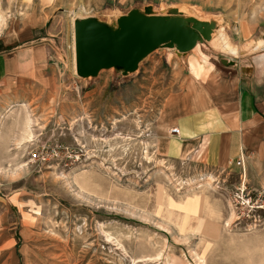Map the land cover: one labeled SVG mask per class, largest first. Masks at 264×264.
<instances>
[{
    "label": "rangeland",
    "instance_id": "obj_1",
    "mask_svg": "<svg viewBox=\"0 0 264 264\" xmlns=\"http://www.w3.org/2000/svg\"><path fill=\"white\" fill-rule=\"evenodd\" d=\"M147 8L216 29L79 78L73 22ZM0 39L46 54L0 85V264H264L263 158L219 164L208 138L222 61L264 53V0H0Z\"/></svg>",
    "mask_w": 264,
    "mask_h": 264
},
{
    "label": "water",
    "instance_id": "obj_2",
    "mask_svg": "<svg viewBox=\"0 0 264 264\" xmlns=\"http://www.w3.org/2000/svg\"><path fill=\"white\" fill-rule=\"evenodd\" d=\"M215 24L184 17L178 9L167 16L131 11L111 27L96 18L74 22L75 65L79 78H96L101 71L115 69L124 76L135 73L140 63L159 48L176 49L180 54L209 42ZM225 63V61H223Z\"/></svg>",
    "mask_w": 264,
    "mask_h": 264
},
{
    "label": "crops",
    "instance_id": "obj_3",
    "mask_svg": "<svg viewBox=\"0 0 264 264\" xmlns=\"http://www.w3.org/2000/svg\"><path fill=\"white\" fill-rule=\"evenodd\" d=\"M36 56L39 58L35 59ZM45 56L43 47L17 46L0 39V85L7 82L11 75H17L23 67L30 66L29 58L36 65ZM222 66L225 67L224 72L230 73L231 81L230 85L226 84V80L222 84L221 96L215 107L219 120L208 137L217 162L229 163L234 158L238 161L244 153L242 147L245 144L248 149L261 154L264 161V53L250 54L225 63L222 61ZM224 115H232V121L224 120ZM181 146H171V151L178 153Z\"/></svg>",
    "mask_w": 264,
    "mask_h": 264
},
{
    "label": "bare ground",
    "instance_id": "obj_4",
    "mask_svg": "<svg viewBox=\"0 0 264 264\" xmlns=\"http://www.w3.org/2000/svg\"><path fill=\"white\" fill-rule=\"evenodd\" d=\"M74 23V22H73ZM198 47V45H197ZM196 47V48H197ZM72 53H73V68H74V71L76 72V65H75V43H74V36H73V44H72ZM190 67H191V70L196 74V76H200L201 73L203 72V65L201 63H198L197 61L195 62H191L190 63ZM180 145V141L178 140H173L172 141V147L174 146H179ZM215 216V215H214ZM177 261V260H176ZM178 262V261H177ZM172 264H179V263H176L173 261Z\"/></svg>",
    "mask_w": 264,
    "mask_h": 264
},
{
    "label": "built area",
    "instance_id": "obj_5",
    "mask_svg": "<svg viewBox=\"0 0 264 264\" xmlns=\"http://www.w3.org/2000/svg\"><path fill=\"white\" fill-rule=\"evenodd\" d=\"M172 132L175 133V134H178V135L180 134V131L178 129H173ZM34 155L35 156H33V157L37 158V154L35 153ZM244 164H245V161H244V156L242 154V156H240L238 161H237V165L238 166H244Z\"/></svg>",
    "mask_w": 264,
    "mask_h": 264
}]
</instances>
